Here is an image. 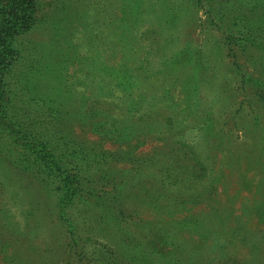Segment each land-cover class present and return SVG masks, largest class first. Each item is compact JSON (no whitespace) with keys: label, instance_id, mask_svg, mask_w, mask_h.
<instances>
[{"label":"rangeland","instance_id":"374dc122","mask_svg":"<svg viewBox=\"0 0 264 264\" xmlns=\"http://www.w3.org/2000/svg\"><path fill=\"white\" fill-rule=\"evenodd\" d=\"M35 3L0 122V264H264V0Z\"/></svg>","mask_w":264,"mask_h":264},{"label":"trees","instance_id":"16d2710c","mask_svg":"<svg viewBox=\"0 0 264 264\" xmlns=\"http://www.w3.org/2000/svg\"><path fill=\"white\" fill-rule=\"evenodd\" d=\"M36 10L35 0H3L0 1V122L8 121L10 115V98L6 88L8 69L12 66L13 60L17 56L13 48L14 39L31 29ZM7 124V123H6ZM52 141L48 140L39 145H29L31 154L35 160L44 164L45 169L54 173V176L61 175L59 165L61 162L56 159L57 153L54 151ZM68 176L73 180L77 175ZM56 174V175H55ZM68 180L71 181V179ZM72 181L65 186L67 193L75 197L79 193V183Z\"/></svg>","mask_w":264,"mask_h":264}]
</instances>
